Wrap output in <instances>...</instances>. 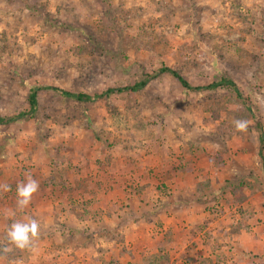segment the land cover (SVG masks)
<instances>
[{
	"label": "rangeland",
	"instance_id": "obj_1",
	"mask_svg": "<svg viewBox=\"0 0 264 264\" xmlns=\"http://www.w3.org/2000/svg\"><path fill=\"white\" fill-rule=\"evenodd\" d=\"M161 61L191 85L233 78L264 131V0H0V115L28 110L30 86L95 93ZM38 100L0 124V219L25 177L66 189L61 210L83 218L71 241L90 258L75 264H259L245 243L264 235V164L232 88L164 73L94 102Z\"/></svg>",
	"mask_w": 264,
	"mask_h": 264
},
{
	"label": "crops",
	"instance_id": "obj_2",
	"mask_svg": "<svg viewBox=\"0 0 264 264\" xmlns=\"http://www.w3.org/2000/svg\"><path fill=\"white\" fill-rule=\"evenodd\" d=\"M81 177L84 179V174ZM19 180L21 184L16 191L2 189L8 203H3L4 214L0 219V264H75L81 257L86 263V255L88 258L90 255L84 252L83 244L71 241L72 237L73 240L77 238L70 233V225L76 226L75 232H81L85 222L69 208L62 211L59 204L66 199L59 192L66 189L32 184L25 177ZM92 222L97 224V220ZM255 229L256 226L253 244L247 241L245 245L257 249L259 264H264V235L256 234L258 230ZM93 257V264H97V252L93 251Z\"/></svg>",
	"mask_w": 264,
	"mask_h": 264
},
{
	"label": "trees",
	"instance_id": "obj_3",
	"mask_svg": "<svg viewBox=\"0 0 264 264\" xmlns=\"http://www.w3.org/2000/svg\"><path fill=\"white\" fill-rule=\"evenodd\" d=\"M168 73L185 89L189 90H215L218 88H232L235 91L236 97L241 101L244 109L247 114L251 116L254 120L255 127L258 129L259 135V156L264 164V131L261 129V122L259 121L257 113L253 110L251 103H249L248 98L243 96L242 91L240 90L237 83L228 75L220 74L219 77L205 85H191L187 79L180 73L176 68L170 67L161 61L160 66L154 71V74L145 73L140 79L125 85L118 86H108L103 90L97 91L95 93H89L80 90H68L52 85H39V86H30L27 93V102L29 109L26 111H21L15 115H0V124L7 125L10 122L21 118V117H33L39 105L38 92L40 90L52 89L59 92L62 96L74 99L76 101L85 103V102H94L99 98H109L114 94L130 93L137 92L142 90L147 83L156 75ZM260 131V132H259Z\"/></svg>",
	"mask_w": 264,
	"mask_h": 264
}]
</instances>
